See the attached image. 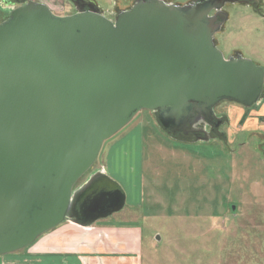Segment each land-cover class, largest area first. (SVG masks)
<instances>
[{
  "label": "water",
  "instance_id": "obj_1",
  "mask_svg": "<svg viewBox=\"0 0 264 264\" xmlns=\"http://www.w3.org/2000/svg\"><path fill=\"white\" fill-rule=\"evenodd\" d=\"M222 2L141 0L113 22L93 7L60 17L33 1L10 12L0 24V257L124 208L102 172L76 185L140 111L186 133L222 101L259 100L263 69L213 43L225 17L209 14Z\"/></svg>",
  "mask_w": 264,
  "mask_h": 264
},
{
  "label": "rangeland",
  "instance_id": "obj_2",
  "mask_svg": "<svg viewBox=\"0 0 264 264\" xmlns=\"http://www.w3.org/2000/svg\"><path fill=\"white\" fill-rule=\"evenodd\" d=\"M24 1L42 3L60 17L77 12L71 0ZM89 1L112 22L134 5V0ZM161 1L183 6L196 0ZM246 1L223 7L227 20L213 43L225 59L241 56L264 71V0ZM13 2L0 0V24L23 5ZM213 118L220 122L213 131L197 122L198 139L165 132L156 113L142 110L103 143L76 187L102 172L123 189L126 203L109 218L79 227L90 241L80 243L88 255L74 264H264V84L255 104L222 101ZM130 152L133 162H124ZM134 228L140 231L138 253L124 236ZM49 232L1 256L0 264H37L31 255ZM41 258L46 264L47 256Z\"/></svg>",
  "mask_w": 264,
  "mask_h": 264
},
{
  "label": "crops",
  "instance_id": "obj_3",
  "mask_svg": "<svg viewBox=\"0 0 264 264\" xmlns=\"http://www.w3.org/2000/svg\"><path fill=\"white\" fill-rule=\"evenodd\" d=\"M129 149V148H128ZM127 153V152H126ZM129 159H126L124 162H133L134 155L132 152L129 153ZM126 156V154H123ZM120 161H123L124 159L117 158ZM108 173V172H107ZM111 173H108V175ZM128 234L124 235L127 239L126 245H128V242L134 243V248L132 253L139 252L140 249V231L137 229H131L127 230ZM86 234V235H85ZM88 231L80 229L77 225H74L72 223L66 222L54 229L53 231L49 232L47 234L46 239H41L37 243V247L35 248L33 255H31L32 260L38 262L37 264H41L43 259L41 257L47 256V263L46 264H60L59 261L65 260L63 264H74V262H78V260H81L82 255L87 257L88 251L87 246L83 244H80L82 241L87 244V236ZM77 235L79 237L77 238ZM82 236L84 238L82 239ZM124 238V243L126 242ZM46 240V241H44ZM79 241V249L74 248L75 242ZM96 245L97 241H96ZM36 246V245H35ZM129 246V245H128ZM96 251V250H95ZM101 251H97V254H101ZM103 253V252H102ZM40 255V256H36ZM35 256V257H34ZM40 257V258H39ZM34 258V259H33ZM99 258V255H98ZM36 259V260H35ZM29 260V259H28ZM70 261V262H69Z\"/></svg>",
  "mask_w": 264,
  "mask_h": 264
},
{
  "label": "flooded vegetation",
  "instance_id": "obj_4",
  "mask_svg": "<svg viewBox=\"0 0 264 264\" xmlns=\"http://www.w3.org/2000/svg\"><path fill=\"white\" fill-rule=\"evenodd\" d=\"M12 1H14L13 2V5L16 3V1H18V2H20V1H22V3L24 4V0H12ZM73 3H74V7L78 10V11H83V12H85V11H88L90 8H95V6L91 3V1H89V0H71ZM138 1H141V0H134V4L136 3V2H138ZM198 1H200V0H196L195 2H198ZM204 1H208V0H204ZM235 3H245V4H247L248 3V1H246V0H223V2H222V7L219 9V10H212L211 12H210V14H209V16H215L216 17V21L217 22H219L220 21V18H219V16L220 15H222V16H224L225 17V19H224V22H226V20H227V15L223 12V7L224 6H226L227 4H235ZM96 9V8H95ZM223 22V23H224ZM223 23L221 24V26L223 25ZM221 26H220V28H221ZM219 28V29H220ZM199 121H201L203 124H208L209 125V128L210 127H212V128H210V130L211 131H213V127H218L219 125H220V122L219 121H214V119H213V121L209 124V123H207V122H205L204 120H199ZM198 122V121H197ZM199 125H198V123H195L193 126H190V125H187V127H186V133H183V132H181V133H179V132H176L175 134H181V135H184V136H196L197 138L198 137H200L201 136V134L199 133V131H198V129H197V127H198ZM193 130V132L192 133H190L189 132V130ZM174 134V135H175Z\"/></svg>",
  "mask_w": 264,
  "mask_h": 264
}]
</instances>
